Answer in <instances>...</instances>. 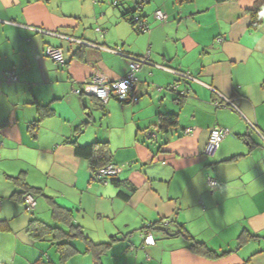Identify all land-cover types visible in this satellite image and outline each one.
Wrapping results in <instances>:
<instances>
[{
    "label": "crops",
    "instance_id": "1",
    "mask_svg": "<svg viewBox=\"0 0 264 264\" xmlns=\"http://www.w3.org/2000/svg\"><path fill=\"white\" fill-rule=\"evenodd\" d=\"M139 4L146 31L123 17ZM86 42L148 55L194 80L145 64L136 103L103 104L73 89L95 73L124 77L127 59ZM47 45L62 49L63 65L44 54ZM8 71L16 81L7 80ZM209 87L238 112L215 107L219 96ZM166 113L176 114V123L163 131L158 115ZM214 126L228 133L205 157ZM263 138L264 0H0V264H67L78 252L89 253L83 237L71 239L77 252L61 258L51 235H29L31 218L53 221L49 198L72 211L91 241L114 238L102 264L116 243L126 245L133 264H264ZM96 141L106 143L119 168L117 184L92 181L87 161L74 154L72 142ZM21 172L41 190L30 215L13 197L21 187L9 179ZM148 223H157L152 246L141 235ZM178 225L220 256L191 252L175 234ZM245 230L257 236L238 246Z\"/></svg>",
    "mask_w": 264,
    "mask_h": 264
},
{
    "label": "trees",
    "instance_id": "2",
    "mask_svg": "<svg viewBox=\"0 0 264 264\" xmlns=\"http://www.w3.org/2000/svg\"><path fill=\"white\" fill-rule=\"evenodd\" d=\"M215 1L221 2L226 0H215ZM141 6L142 5L139 4L135 11L126 12L123 14V17L127 18V21L139 31L142 30L137 26V24H139V22L143 19L142 15L139 13L138 10L141 8ZM255 11L257 12L258 8H256ZM137 56H141V55H137ZM172 91L175 92V89H172ZM184 92L185 91L181 92V94H179L178 96H182ZM123 103H129V102L125 101ZM158 119H159V123H158L159 128L163 131H166L167 128H169L170 126L176 123V114L174 113L159 114ZM36 124L37 123L31 124L32 131L36 130V126H37ZM72 146H73L74 154L77 157L83 158L87 161L91 172L111 162L105 142L96 141L84 145H78L77 143L72 142ZM9 179H11L14 184H17L19 187H21L22 191L16 192L13 195V197L16 198L17 200L23 201V197L27 193L32 194L34 198L38 193L41 194V190L39 188L32 187L26 182L24 172L19 173L15 177H9ZM108 182L117 184L116 177L110 178ZM119 195L123 196L124 198L127 197L121 191L119 192ZM49 204L51 206V210H50L51 218L53 219L54 225L45 223L37 218H31L27 226V232L29 233V235L34 240H41L47 235H51L53 241L56 244V249L59 252L61 258L69 257L77 252L76 248L71 242V239L76 237H83L86 243V248H85L86 251L91 253L93 256V264H102L101 254L107 249V247L110 245L111 241L114 238H111V241L109 242L95 243L91 241L88 237H85L83 235L80 226L73 222L72 211L70 209L59 206L58 204L54 203V201L51 198H49ZM158 224L159 227L161 226L160 228L162 230L166 231L167 233L169 232L167 228L164 225H162L163 220H160ZM1 225H2V221L0 220V226ZM156 226L157 223L144 224L141 227V230L146 229L148 231H151ZM177 227L178 228L175 234H181L187 240V247L191 252H193L194 254H200L207 258H217L220 256L219 253L208 247L204 242L195 240L186 230L183 229L182 225H178ZM256 236L257 235L252 234L247 230L242 231L238 237L239 240L238 246H241L242 244L247 242L248 239L254 238ZM34 264H51V262L49 261L44 262L41 259H39L35 261Z\"/></svg>",
    "mask_w": 264,
    "mask_h": 264
},
{
    "label": "built area",
    "instance_id": "3",
    "mask_svg": "<svg viewBox=\"0 0 264 264\" xmlns=\"http://www.w3.org/2000/svg\"><path fill=\"white\" fill-rule=\"evenodd\" d=\"M154 14L155 17L161 21L165 19V14L162 10H156ZM137 26L142 31H146L148 28L147 24L143 19L139 22V24H137ZM95 31L98 33L100 39L104 37V31L101 28L96 27ZM86 43L91 46H97L103 48L111 53L124 55L127 59V71L124 77L116 80H110L100 73H95L90 77L88 81H85L81 87L73 89V93L95 96L103 104H106L110 98H115L121 102L127 101L129 103H136L139 100V91L137 90V80H138L137 74L139 73L140 68L145 64H152L153 66L159 69L171 73H175L182 78L194 80V77L188 71L185 72L175 71L174 69H170L166 66L152 63L148 55H142V56L129 55V54L127 55L123 53L119 47L110 48V47H102L99 45H95L91 42H86ZM44 54L49 58H51L56 64L58 65L64 64L63 52L60 47L47 45L44 49ZM6 78L8 81L17 80V76L11 71H8L6 73ZM175 88H176L175 86H172V89ZM209 88L219 96L218 98L219 100H215L212 102V104L215 107L218 108L224 107V108H228L233 112H238L236 105L230 98L223 96L221 93L217 92L215 89L211 87ZM250 126L254 131L259 133L258 129L254 125H250ZM188 131L189 129L185 130V132ZM227 133L228 130L226 128L219 126H214L210 129L207 143L203 151L205 157H212L214 155L216 150L219 148L221 141L227 135ZM148 136L155 137V133L149 132ZM118 173H119V168L115 164L110 162L93 171L91 175V180L107 183L110 178L116 177ZM207 183L209 187L212 189L217 187L216 181L211 177L207 178ZM23 202H24L25 211L31 212L34 210L36 206V200L32 194L30 193L25 194L23 197ZM141 235L143 238V244L145 246H152L155 244V238L151 231L143 229L141 230Z\"/></svg>",
    "mask_w": 264,
    "mask_h": 264
},
{
    "label": "rangeland",
    "instance_id": "4",
    "mask_svg": "<svg viewBox=\"0 0 264 264\" xmlns=\"http://www.w3.org/2000/svg\"><path fill=\"white\" fill-rule=\"evenodd\" d=\"M26 213L30 215L31 212L26 211ZM47 222L50 225H54L53 221L47 220L46 223ZM47 243L50 244L49 242ZM74 243L76 246L81 245V248H83V245L79 240H74ZM116 245L117 246H114L104 257H102L104 264H133L131 261L127 260L128 249H126V245H121L120 243H116ZM79 250L82 251L83 249ZM92 258L93 256L91 253L83 254V252H78L69 262H67V264H91Z\"/></svg>",
    "mask_w": 264,
    "mask_h": 264
},
{
    "label": "water",
    "instance_id": "5",
    "mask_svg": "<svg viewBox=\"0 0 264 264\" xmlns=\"http://www.w3.org/2000/svg\"><path fill=\"white\" fill-rule=\"evenodd\" d=\"M175 93L179 95L181 92L176 90Z\"/></svg>",
    "mask_w": 264,
    "mask_h": 264
}]
</instances>
